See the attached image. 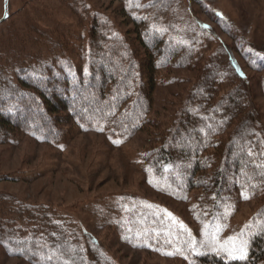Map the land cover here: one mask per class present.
I'll list each match as a JSON object with an SVG mask.
<instances>
[{
	"label": "rangeland",
	"instance_id": "obj_1",
	"mask_svg": "<svg viewBox=\"0 0 264 264\" xmlns=\"http://www.w3.org/2000/svg\"><path fill=\"white\" fill-rule=\"evenodd\" d=\"M8 12L0 23V54L3 62L11 61L12 72V61L41 52L56 58L54 73L79 75L88 63L90 24L99 16L108 28L103 32L125 31L136 46L140 18L134 15L149 14L141 26L170 24L176 35L204 41L202 58L210 57L218 74L225 67L230 70L226 51L220 50L223 40L248 75L246 85L253 90L264 125V67H260L264 65V0H8ZM202 22L209 27L201 28ZM228 72L223 90L239 84ZM198 74L175 66L157 72L151 112L153 120L158 119L156 128L146 125L129 135L104 123L85 128L63 121L59 122L62 133L52 140L22 131L1 143L2 231L14 229L23 237L30 232L26 229L30 220L54 223L51 235L63 236L76 247L99 242L120 264H201L199 254L214 252L201 247V242L213 237L220 243L235 237L237 246L246 242L247 251L245 229L264 193L240 194L228 209L229 216H221L209 202L199 200V189H180L140 159L153 138L148 133L159 132L171 121ZM9 196L13 199H6ZM1 243L0 264H43L35 261L40 260L39 252L29 245ZM81 250V254L86 251ZM97 259L103 257L98 253ZM258 264H264V258Z\"/></svg>",
	"mask_w": 264,
	"mask_h": 264
},
{
	"label": "trees",
	"instance_id": "obj_2",
	"mask_svg": "<svg viewBox=\"0 0 264 264\" xmlns=\"http://www.w3.org/2000/svg\"><path fill=\"white\" fill-rule=\"evenodd\" d=\"M134 16L140 18L136 22L138 46L125 31L103 32L108 28L100 16L91 22L88 63L77 76L54 73L56 58L41 52H28L26 60L12 61V72L11 61L6 58L8 63L3 62L0 54V144L22 131L52 140L62 133L59 122L63 121L85 128L104 123L114 132L129 135L146 125L156 124V128L158 119L154 121L151 112L157 72L169 66L195 69L197 79L171 121L162 123L159 132L148 133L153 138L141 151L140 159L180 189H199V200L209 202L227 217L240 194L264 193V125L253 90L246 85L248 75L223 40H219L220 50L226 51L225 63L230 70L225 67L218 74L211 68V58H202L204 41L176 35L170 24L141 26L149 14ZM200 26L209 27L204 22ZM16 52L22 55L19 49ZM228 71L239 84L223 90L220 87ZM9 197L6 199H13ZM53 225L30 220L26 228L30 232L22 237L14 229L2 231L0 221V244L21 241L37 250L40 260L22 253L23 257L43 264H120L109 258L99 242L76 247L63 236L51 235ZM245 232V260L210 251L199 254L197 260L201 264H258L264 258V201ZM92 240L96 241L95 237ZM38 246L44 249H36ZM80 248L86 251L81 254ZM98 253L102 260L97 259Z\"/></svg>",
	"mask_w": 264,
	"mask_h": 264
},
{
	"label": "snow or ice",
	"instance_id": "obj_3",
	"mask_svg": "<svg viewBox=\"0 0 264 264\" xmlns=\"http://www.w3.org/2000/svg\"><path fill=\"white\" fill-rule=\"evenodd\" d=\"M118 142L119 141H116V143ZM245 198L247 199L248 197ZM169 215L171 214L169 213ZM181 226L184 227L183 225ZM235 239H236L235 237H229L226 241L220 243L219 241H216L215 238L213 237L211 240H208L207 242H201V247H209L211 248L212 251L217 252L218 254L220 252L227 253L229 259H239L243 261L247 258L246 242H242L239 246H237L234 243ZM192 244H195L194 240L191 241L189 246L191 247ZM167 254L173 255L174 253H167Z\"/></svg>",
	"mask_w": 264,
	"mask_h": 264
},
{
	"label": "water",
	"instance_id": "obj_4",
	"mask_svg": "<svg viewBox=\"0 0 264 264\" xmlns=\"http://www.w3.org/2000/svg\"><path fill=\"white\" fill-rule=\"evenodd\" d=\"M9 12H8V0H3V14L0 17V23L8 18Z\"/></svg>",
	"mask_w": 264,
	"mask_h": 264
}]
</instances>
